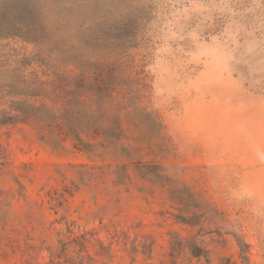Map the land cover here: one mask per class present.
<instances>
[{"label": "rangeland", "instance_id": "374dc122", "mask_svg": "<svg viewBox=\"0 0 264 264\" xmlns=\"http://www.w3.org/2000/svg\"><path fill=\"white\" fill-rule=\"evenodd\" d=\"M75 1L0 39V264H264V0Z\"/></svg>", "mask_w": 264, "mask_h": 264}, {"label": "trees", "instance_id": "16d2710c", "mask_svg": "<svg viewBox=\"0 0 264 264\" xmlns=\"http://www.w3.org/2000/svg\"><path fill=\"white\" fill-rule=\"evenodd\" d=\"M81 7L75 0H8L0 4V39H7L11 37H22L27 35L31 38L44 37L47 32L51 31L60 36L62 33L73 32L78 25L80 29H88L93 27L91 23L87 26L86 15H82L77 12V9ZM63 82V81H62ZM39 82H36L38 84ZM44 84V83H41ZM39 85V84H38ZM59 88L60 93H64L66 98H75L79 95L78 91L86 93L96 92L95 96H98L99 101L103 100V83H96L95 85H86L84 81L79 84H74V89H68L67 83H62ZM87 86V87H86ZM61 97H58L59 100ZM64 98V97H62ZM47 100L54 101L55 99L48 97ZM46 107V106H44ZM42 109V108H41ZM71 103L66 104L63 115L66 117L71 113ZM39 111L40 108H34ZM66 121V118H64ZM67 122V121H66ZM98 129H93L86 123L83 129L78 126L67 127V134L72 136L79 146L83 150L88 149L90 144L84 145L83 140L80 138V134H97ZM241 253L244 260L247 259L246 251L247 245H240ZM206 251L198 249L193 255L198 258L206 257Z\"/></svg>", "mask_w": 264, "mask_h": 264}]
</instances>
